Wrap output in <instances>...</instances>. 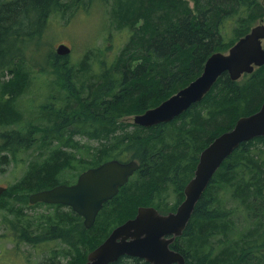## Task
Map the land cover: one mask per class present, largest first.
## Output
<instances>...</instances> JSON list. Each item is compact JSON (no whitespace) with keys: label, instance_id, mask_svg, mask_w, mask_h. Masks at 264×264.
<instances>
[{"label":"trees","instance_id":"1","mask_svg":"<svg viewBox=\"0 0 264 264\" xmlns=\"http://www.w3.org/2000/svg\"><path fill=\"white\" fill-rule=\"evenodd\" d=\"M73 1L80 5L83 0H0V164L39 148L27 158L24 175L7 186L0 206L25 221L17 243L68 241L70 249H51L45 264H85L88 254L84 262L76 261L74 244L77 252L91 240L87 253L92 251L137 213L125 215L132 202H143L138 208L175 211L203 149L264 102V65L244 74L242 81L224 72L201 101L170 122L151 126L154 131L141 126L144 132L138 135L129 131V119L123 117L159 105L198 77L209 56L226 52L258 19L264 20V0H112L107 26L126 36L119 51L111 59L102 51L105 57L96 77L88 76L78 85L75 79L93 71L90 55L72 64L69 55L52 49L47 62L59 90L68 96L60 104L53 95L51 101L34 104V97L26 95L34 63L17 44L42 37L52 15L65 12ZM99 1L103 7L111 0ZM229 23L231 37L225 32ZM79 135L99 144L82 143ZM158 139L169 148H160ZM110 159L136 160L139 168L104 204L92 227L68 205L29 202L32 192L73 183L82 171ZM68 173L74 180L65 178ZM168 190L178 194L174 205L153 201L155 195L166 202ZM13 195L20 204L7 199ZM25 205L50 210L34 220ZM171 247L182 253L185 264H264V136L242 142L224 160ZM110 264L148 263L123 255Z\"/></svg>","mask_w":264,"mask_h":264},{"label":"water","instance_id":"2","mask_svg":"<svg viewBox=\"0 0 264 264\" xmlns=\"http://www.w3.org/2000/svg\"><path fill=\"white\" fill-rule=\"evenodd\" d=\"M71 48L60 43L57 52L66 55ZM264 65V23L251 27L227 52H214L205 62L202 73L188 85L158 106L136 114L133 121L153 126L173 120L193 103L201 101L218 78L228 72L233 80L252 73ZM264 136V102L256 112L240 117L234 127L217 136L200 154L192 179L184 189V199L175 211L160 212L155 206H140L136 215L116 226L89 252L85 264H110L123 255L144 259L150 264H185V257L171 247L186 229L197 202L226 158L244 141ZM139 168L136 160L110 159L84 170L77 181L61 183L32 192L31 203H62L84 217L92 227L104 203L118 194L120 188ZM7 186L0 185V197Z\"/></svg>","mask_w":264,"mask_h":264},{"label":"rangeland","instance_id":"3","mask_svg":"<svg viewBox=\"0 0 264 264\" xmlns=\"http://www.w3.org/2000/svg\"><path fill=\"white\" fill-rule=\"evenodd\" d=\"M89 1L90 0H83L80 5L74 4V1L71 2L65 9L66 11L64 10L65 12L62 11L61 13L52 15L49 22L50 25L42 37L17 44L18 47H21L22 55L25 56L27 61H29L30 64L34 63V67H32L33 81L31 86H29L31 91L30 93H26V95L34 97V104L39 105L42 102L51 101L52 95L55 97L53 101L56 104H60L65 101L64 96H68L66 90H59L60 84L57 81V75L53 71L50 61L47 62L52 49L56 50V47L60 43H65L70 46L71 51L66 55H69L72 64L80 62L83 57H85L86 53L90 55L93 71L85 75L81 80L75 79L78 85H80L82 80L87 79L88 76H95V74L100 71V59L105 57L102 53L105 52L108 59L113 58L126 39L125 33L118 34L116 30L110 32L107 26L112 20V0L103 3V7L99 0H94L93 3H90L86 7ZM261 19L262 18L258 19L255 24L260 22ZM231 26L232 24L229 23L225 29L228 37H231ZM242 77L238 80L242 81ZM63 81L66 80L63 79ZM74 90L77 91L72 88L70 92L75 94ZM133 116L134 113L122 119H131H126V121L130 123L127 129L136 132L138 135L140 134L138 132H144L143 127H136L138 124L132 120ZM149 129L155 130L150 127ZM156 129L160 130V127L158 126ZM167 132H169V130H167ZM77 139H80L82 143L99 144L97 140L88 141L87 137L81 135L77 136ZM160 139L157 140L158 146L162 149H168L169 145H164ZM38 152L39 148L34 147L29 149V151L18 154L17 160H13L8 164H0V184L8 186L20 179L27 170L29 161L27 158L29 157L30 159L31 154H38ZM65 178L67 180H74V175L68 173ZM168 193L169 195L166 198V202H160L155 195L153 201L166 207H171L175 204L178 194L173 192V190H168ZM7 199H9L11 203L15 201L16 204H20V200L14 195L13 197L7 196ZM141 204H143V202H132L129 208L125 209V215H133ZM49 210L50 209L47 208L46 205L33 208L25 205V211L27 214L34 216V220L42 218L43 213H48ZM116 216L118 215L116 214ZM24 223L25 221L22 218L19 219L14 211L0 206V264H45L51 255V249L63 250L67 247L70 249L68 241L65 242L64 240H56L54 238L36 244L26 241H18L17 243L16 237L17 235L20 236L21 224ZM75 241H77V238ZM79 241L81 240L77 242ZM213 241L218 245L216 238H214ZM90 242L91 240L87 244V247L83 246V248H80V251L77 250V252L75 251L74 244L71 251L76 253V261L84 262L86 260L88 246L91 244ZM60 255L64 257L63 259H67L63 254Z\"/></svg>","mask_w":264,"mask_h":264},{"label":"bare ground","instance_id":"4","mask_svg":"<svg viewBox=\"0 0 264 264\" xmlns=\"http://www.w3.org/2000/svg\"><path fill=\"white\" fill-rule=\"evenodd\" d=\"M262 22L264 23V20H263V19H262L259 23H262ZM259 23H257V24H259ZM257 24H256V25H257Z\"/></svg>","mask_w":264,"mask_h":264},{"label":"flooded vegetation","instance_id":"5","mask_svg":"<svg viewBox=\"0 0 264 264\" xmlns=\"http://www.w3.org/2000/svg\"><path fill=\"white\" fill-rule=\"evenodd\" d=\"M133 257H135V256H133ZM140 258V257H139ZM142 259V258H141ZM145 261V260H144ZM147 262V261H146ZM148 264H150L149 262H147Z\"/></svg>","mask_w":264,"mask_h":264}]
</instances>
